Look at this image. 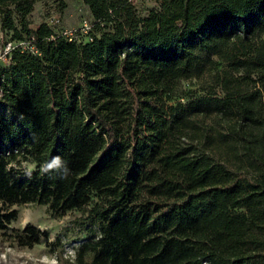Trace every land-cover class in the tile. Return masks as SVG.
Listing matches in <instances>:
<instances>
[{"label": "trees", "instance_id": "1", "mask_svg": "<svg viewBox=\"0 0 264 264\" xmlns=\"http://www.w3.org/2000/svg\"><path fill=\"white\" fill-rule=\"evenodd\" d=\"M39 1L0 0L35 47L0 66L3 236L48 238L9 232L36 204L88 214L75 264H264V0H83L87 42L31 28Z\"/></svg>", "mask_w": 264, "mask_h": 264}, {"label": "rangeland", "instance_id": "2", "mask_svg": "<svg viewBox=\"0 0 264 264\" xmlns=\"http://www.w3.org/2000/svg\"><path fill=\"white\" fill-rule=\"evenodd\" d=\"M141 15L156 7L152 0H134ZM0 12V44L10 42L12 33L2 29ZM58 23L51 25L58 34L74 36L80 42L90 38L85 24H91L93 17L83 0H41L35 5L34 11L28 16L31 28L42 23H50L51 19ZM9 61H1L0 66H8ZM184 97L203 94V83L192 80L183 83ZM30 170L34 165H29ZM18 218L9 225V232L35 225L48 233L41 242L29 246H21L10 241L11 237L0 232V264H75L77 247L90 236L91 224L88 214L71 211L66 215L54 216L46 206L27 204L18 207Z\"/></svg>", "mask_w": 264, "mask_h": 264}, {"label": "built area", "instance_id": "3", "mask_svg": "<svg viewBox=\"0 0 264 264\" xmlns=\"http://www.w3.org/2000/svg\"><path fill=\"white\" fill-rule=\"evenodd\" d=\"M58 23V20L53 18L50 20V23H48L49 25H53ZM91 28V24H85V30L86 32H88ZM66 34H68L66 32ZM72 36V35H71ZM17 47H21L23 50L26 49H31L32 51L35 50V47L31 46L28 43H24V42H20V43H15V42H8L6 44H0V62L1 61H9L11 58V54L13 52L14 49H16Z\"/></svg>", "mask_w": 264, "mask_h": 264}, {"label": "clouds", "instance_id": "4", "mask_svg": "<svg viewBox=\"0 0 264 264\" xmlns=\"http://www.w3.org/2000/svg\"><path fill=\"white\" fill-rule=\"evenodd\" d=\"M52 169H55L58 172H60V175L62 177L66 176L69 171L67 166L64 164V162L59 157L54 158L53 161L50 164H47L42 170L48 171Z\"/></svg>", "mask_w": 264, "mask_h": 264}]
</instances>
